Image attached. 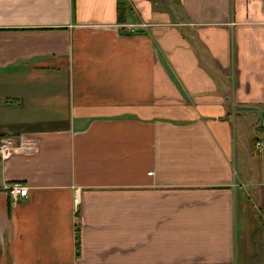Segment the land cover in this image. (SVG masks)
<instances>
[{
	"label": "crops",
	"instance_id": "1",
	"mask_svg": "<svg viewBox=\"0 0 264 264\" xmlns=\"http://www.w3.org/2000/svg\"><path fill=\"white\" fill-rule=\"evenodd\" d=\"M10 135L0 264H264V0H0Z\"/></svg>",
	"mask_w": 264,
	"mask_h": 264
},
{
	"label": "built area",
	"instance_id": "2",
	"mask_svg": "<svg viewBox=\"0 0 264 264\" xmlns=\"http://www.w3.org/2000/svg\"><path fill=\"white\" fill-rule=\"evenodd\" d=\"M132 30V29H131ZM21 136H4L0 138V161L9 159L14 153L23 148V142ZM260 150L262 143H256ZM151 173V172H150ZM149 173V174H150ZM7 194L17 200L21 197H27L28 187L19 182L10 183L5 187ZM77 199V193H75V200Z\"/></svg>",
	"mask_w": 264,
	"mask_h": 264
},
{
	"label": "rangeland",
	"instance_id": "3",
	"mask_svg": "<svg viewBox=\"0 0 264 264\" xmlns=\"http://www.w3.org/2000/svg\"><path fill=\"white\" fill-rule=\"evenodd\" d=\"M249 137H251V136H249ZM251 147H252V149L253 150H258V146L255 144V140H253L252 141V143H251ZM253 219V221H254V223L255 224H260L261 225V220H260V218L259 217H256V219L255 218H252ZM264 222V221H263ZM244 224H245V221H243V223L242 222H239L238 221V225H239V229H240V232L242 231V225L244 226ZM241 227V228H240ZM252 236H254L256 233H254L253 231H252ZM259 249L261 248L260 246L258 247ZM247 255H248V258L250 259V261L251 260H255V261H257L258 259H257V255H256V252L254 251V249L252 250L251 249V251H249L248 253H247ZM254 264V263H253Z\"/></svg>",
	"mask_w": 264,
	"mask_h": 264
},
{
	"label": "trees",
	"instance_id": "4",
	"mask_svg": "<svg viewBox=\"0 0 264 264\" xmlns=\"http://www.w3.org/2000/svg\"><path fill=\"white\" fill-rule=\"evenodd\" d=\"M125 9L120 3L117 5V21L119 23H124L126 21L125 19ZM75 247H76V253L78 255L79 253V232H78V226L76 227V232H75Z\"/></svg>",
	"mask_w": 264,
	"mask_h": 264
}]
</instances>
